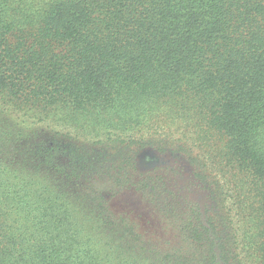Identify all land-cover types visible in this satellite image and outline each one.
Wrapping results in <instances>:
<instances>
[{"label":"trees","instance_id":"1","mask_svg":"<svg viewBox=\"0 0 264 264\" xmlns=\"http://www.w3.org/2000/svg\"><path fill=\"white\" fill-rule=\"evenodd\" d=\"M0 264H264V0H0Z\"/></svg>","mask_w":264,"mask_h":264},{"label":"rangeland","instance_id":"2","mask_svg":"<svg viewBox=\"0 0 264 264\" xmlns=\"http://www.w3.org/2000/svg\"><path fill=\"white\" fill-rule=\"evenodd\" d=\"M124 199H125V198H124ZM125 200H127V198H126Z\"/></svg>","mask_w":264,"mask_h":264}]
</instances>
